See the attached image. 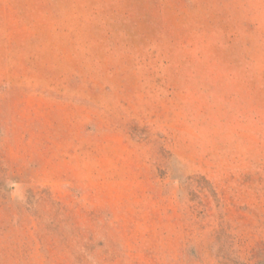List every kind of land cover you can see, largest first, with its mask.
<instances>
[{
    "label": "rangeland",
    "instance_id": "374dc122",
    "mask_svg": "<svg viewBox=\"0 0 264 264\" xmlns=\"http://www.w3.org/2000/svg\"><path fill=\"white\" fill-rule=\"evenodd\" d=\"M0 264H264V0H0Z\"/></svg>",
    "mask_w": 264,
    "mask_h": 264
}]
</instances>
